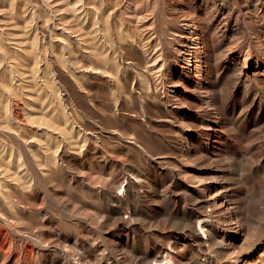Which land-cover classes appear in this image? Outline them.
I'll return each instance as SVG.
<instances>
[{
    "label": "rangeland",
    "instance_id": "obj_1",
    "mask_svg": "<svg viewBox=\"0 0 264 264\" xmlns=\"http://www.w3.org/2000/svg\"><path fill=\"white\" fill-rule=\"evenodd\" d=\"M30 2L0 0V264H264L263 222L229 246L192 205L202 182L243 206L263 196L264 0H32L27 16ZM189 20L213 45L202 79L247 50L218 85L237 81L263 109L216 126L211 147L191 89L173 92Z\"/></svg>",
    "mask_w": 264,
    "mask_h": 264
},
{
    "label": "bare ground",
    "instance_id": "obj_2",
    "mask_svg": "<svg viewBox=\"0 0 264 264\" xmlns=\"http://www.w3.org/2000/svg\"><path fill=\"white\" fill-rule=\"evenodd\" d=\"M30 1V4L23 8L27 16L32 13L33 9L32 0ZM80 9L81 8H79V10ZM14 10L15 12L13 13H17L18 15V8L14 7ZM79 13H83V9ZM185 30V34L182 36L184 38L185 52L181 59V69L182 75L185 78V83L182 82L183 86H175L173 92L178 96L182 91L191 89L193 95L191 103L193 105L198 104L201 111L200 113L208 116L207 119L210 120V122L205 125L209 135L207 145L211 147V136L216 126H223L224 131L232 130L240 126L245 127L249 125L248 122L261 119L262 111L260 109H262V106L253 92L247 87L240 86L237 81H232L231 84L227 83L221 87L218 85V81L229 71V67L237 66L240 62L237 56L244 58L243 62L248 59L249 52L247 50L244 53L237 50V56L223 54L225 60H221L219 67L210 69V71L213 70V78L205 81L202 79L201 75L203 71L206 70V61L208 60V62H211L214 57L212 54L214 52L213 45L210 44L209 41L201 39L199 34L202 33L201 24H196L189 20L186 23ZM66 31L69 33L71 30L66 28ZM197 35H199V37ZM255 66V64L242 65L247 71L254 70ZM13 78L17 79L16 75H14ZM2 81L3 80H0V85H2ZM188 113L187 108H181L178 111L176 118L180 125H186L185 120L188 118ZM261 127L260 130L263 131L264 123ZM193 128L197 130L198 125H194ZM195 133L194 131H187L183 136L182 148L184 154L190 155L193 151L194 145L191 143V138ZM229 138V134H227V143ZM261 144V152L256 158V166L257 168L263 167L264 169V134H261ZM256 166L252 165V171L255 170ZM225 173L231 174L228 179H241L233 166L226 168ZM175 175L178 179H191L186 178L185 173L181 169H179ZM191 176L193 175L191 174ZM200 185H202L204 193H202V196L199 194L193 196L192 205H194V208H197V210L193 212V216L199 217L204 214L214 216L216 219L215 223H222L225 229L229 231L225 239L229 246H232L244 235L246 225L264 223V193L261 199L243 206L236 201L235 203H230L227 196H223V194L217 192L212 193L213 189L216 187V182H202ZM206 206L210 208L206 209ZM188 224H190L189 218ZM198 227L204 231V222L201 220L198 221ZM192 228L193 225L191 226V229Z\"/></svg>",
    "mask_w": 264,
    "mask_h": 264
}]
</instances>
